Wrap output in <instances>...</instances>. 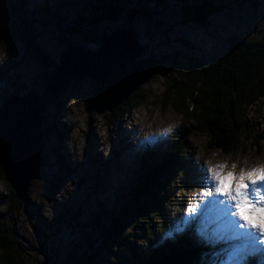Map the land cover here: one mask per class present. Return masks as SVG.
Instances as JSON below:
<instances>
[{
  "label": "rangeland",
  "instance_id": "obj_1",
  "mask_svg": "<svg viewBox=\"0 0 264 264\" xmlns=\"http://www.w3.org/2000/svg\"><path fill=\"white\" fill-rule=\"evenodd\" d=\"M183 1L148 4L151 17H133L129 9L125 10L118 20L95 26L96 38L85 41L78 34L67 35L66 27L78 20L83 28L91 27L87 22L94 14L99 15L104 5H113L115 0H0V106L6 97L17 93L41 98L44 77L54 71L53 61L59 62L68 43L97 50L101 47L99 36L119 29H134L138 44L146 47L140 58L163 62L160 70L151 71L145 80L133 81L142 102L127 116L112 117L106 103L96 95V82L90 78L63 87L56 102H44L43 127L48 132L43 155L47 162L33 179L27 200L10 205L0 180V221L9 230L0 234V243L13 244V260L18 254L21 264H65L73 254L92 264L126 263L124 257H131L130 252L117 246H111L112 251L103 250L97 235H90L88 242L84 226L103 206L115 208L124 197L128 199L146 149L166 153L182 131L187 149L172 181L164 218L170 223L181 220L173 231L182 235L187 231L191 248L201 253L191 264H252L253 260L264 264V245L257 244L253 251L243 238H224L211 206L203 214H187L189 204L199 206V194L207 190L203 184L208 167L223 164L224 171L236 174L241 169L264 167V98L248 111L251 136L241 138L235 154L225 155L206 148L208 135L199 132L194 117H184L175 110L173 103L178 95L168 89L171 77L185 80L175 68L184 73L190 58L216 61L227 53L234 37L264 41V1L251 4L246 0H216L226 10L211 16L206 27L184 23L180 12ZM27 27L35 36L34 46L22 37ZM38 50L49 59L42 61ZM121 93L118 95L123 98ZM180 103L195 111L185 98H180ZM102 165H106V173ZM181 199L182 205L174 209L173 203ZM164 218L159 217V223ZM245 218L257 222V217L247 212ZM135 243L138 252L149 254L146 242ZM6 255L0 248V260Z\"/></svg>",
  "mask_w": 264,
  "mask_h": 264
},
{
  "label": "trees",
  "instance_id": "obj_2",
  "mask_svg": "<svg viewBox=\"0 0 264 264\" xmlns=\"http://www.w3.org/2000/svg\"><path fill=\"white\" fill-rule=\"evenodd\" d=\"M118 1L129 6L135 4V7H130L133 16L149 17L152 16V12L148 10V4L158 5L163 2V0ZM215 1L184 0L180 11L184 23L206 27L211 16L226 10L224 4L220 5ZM263 1L246 0L251 4ZM122 11L123 8L117 5H104L102 12L99 15L94 14L87 22L91 27L83 28V24L78 20L66 27L65 31L67 35L78 34L85 41L92 40L97 36L95 26L103 21L118 20ZM22 37L29 45L34 46L35 36L28 27ZM38 56L42 61L49 59L48 55L40 50ZM186 64L188 68L184 73L180 72L179 67L175 68L185 80L171 77L172 82L168 87L169 91L175 90L178 95L177 101L173 103L175 110L184 117L195 118L199 132L208 135L206 144L208 150H219L225 155L235 154L241 138L251 136L253 133V127L248 120L249 109L264 98L262 76L264 41L234 37L227 47V53L218 60L210 62L192 57ZM162 65L163 62L159 60L139 59L123 69H116L111 79L96 82V95L100 102L106 103L113 118L117 115L127 116L142 102L133 81L145 80L148 73L159 71ZM43 84L45 89L41 98L32 97L31 93L25 94L38 106L41 114L44 102L50 99L53 103L56 102L55 99L60 92L49 96L47 76L44 77ZM120 92L124 93L123 98L118 95ZM180 98L190 101L195 111H190L188 106L182 105ZM47 132L45 129L46 135ZM256 145L258 146L259 142ZM186 149L187 137L182 131L176 135L166 153L146 149L141 155L140 167L137 170L138 178L129 191L130 196L127 200L124 197L115 208L108 209L103 206L101 212L84 226L86 240L89 242L90 235H97L102 239L103 250L112 251L111 246L127 250L132 255L124 257L126 263L123 264H191L192 260H198L201 253L191 248L193 243L187 231L183 235L173 231L181 220L170 223L164 218V211L167 210L172 195V192L170 193L172 181L176 180V173L184 162ZM102 168L103 173H106V165H102ZM0 180L7 189L10 205L20 203L5 178L1 163ZM179 201L173 203L174 209L182 205L183 200ZM159 217L164 218L160 223ZM4 233H9V230L0 221V234ZM137 240L146 242L149 248L147 256L137 251L135 243ZM92 246L88 245L89 248ZM0 248L7 254L6 258L0 260V264H21L18 254L14 260L11 257V252L15 250L12 243L6 246L1 242ZM70 261L74 264H92L89 259L77 258L73 254L66 260ZM251 263L257 264V261L253 260Z\"/></svg>",
  "mask_w": 264,
  "mask_h": 264
},
{
  "label": "water",
  "instance_id": "obj_3",
  "mask_svg": "<svg viewBox=\"0 0 264 264\" xmlns=\"http://www.w3.org/2000/svg\"><path fill=\"white\" fill-rule=\"evenodd\" d=\"M113 5L123 8L121 14L128 9L132 12L130 7H135V4L129 6L118 0ZM98 39L101 47L97 50L71 43L66 45L59 62L53 61L54 71L47 73L49 95L82 78L105 82L113 77L116 69L142 59L146 49L138 44L133 28L103 34ZM45 137L42 114L27 95L17 93L3 100L0 106V163L19 201L27 200L33 179L47 162L43 155Z\"/></svg>",
  "mask_w": 264,
  "mask_h": 264
},
{
  "label": "snow or ice",
  "instance_id": "obj_4",
  "mask_svg": "<svg viewBox=\"0 0 264 264\" xmlns=\"http://www.w3.org/2000/svg\"><path fill=\"white\" fill-rule=\"evenodd\" d=\"M225 167L220 164L206 169L203 187L207 190L199 194V206L189 204L187 214H203L211 206L222 225L224 238H243L255 251L257 244L264 245V167L241 169L239 174L224 171ZM235 167L233 164L232 168ZM245 212L256 216L257 222L246 219Z\"/></svg>",
  "mask_w": 264,
  "mask_h": 264
},
{
  "label": "bare ground",
  "instance_id": "obj_5",
  "mask_svg": "<svg viewBox=\"0 0 264 264\" xmlns=\"http://www.w3.org/2000/svg\"><path fill=\"white\" fill-rule=\"evenodd\" d=\"M215 218H217V217H215ZM215 218H214V220H215ZM213 237V236H212ZM247 244V243H246Z\"/></svg>",
  "mask_w": 264,
  "mask_h": 264
}]
</instances>
